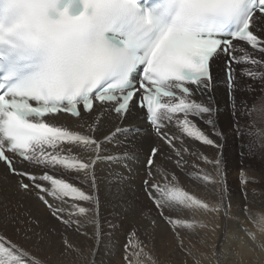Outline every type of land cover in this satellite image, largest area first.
Listing matches in <instances>:
<instances>
[{
    "label": "snow or ice",
    "instance_id": "6c2138e0",
    "mask_svg": "<svg viewBox=\"0 0 264 264\" xmlns=\"http://www.w3.org/2000/svg\"><path fill=\"white\" fill-rule=\"evenodd\" d=\"M221 55L229 58L223 69L234 131L253 140L264 137V130L253 131L250 125L243 132L239 126V119L252 112L264 118V98L250 106L235 96H251L256 91L252 82L264 84V0H0V163L19 177L21 192L34 193L65 230L79 232L86 223L95 225V166L102 159H120L101 156L103 147L119 133L138 135L141 130L116 126L103 140L92 133L99 131L106 114L123 122L139 110L158 140L146 160L145 195L179 239L180 230L204 225L174 219L166 211L177 216L228 213L219 158L198 157L213 171L194 165L197 171L191 175L212 192L219 190L220 203L184 191L168 166L187 165L185 137L220 147L194 118H204L222 137L213 119V98H196L197 92L211 91L210 62ZM241 78L248 83L241 85ZM60 116L76 118L84 132L56 123ZM246 146L251 150V143ZM25 164L43 171L18 167ZM70 173L87 190L63 178ZM245 215L264 234V211L252 215L245 210ZM33 224L39 222L14 217L11 226L17 235L39 242ZM242 231L256 240L251 230ZM64 244L66 252L83 256L67 240ZM147 248L135 231L130 233L126 264H155ZM0 264L42 261L0 232Z\"/></svg>",
    "mask_w": 264,
    "mask_h": 264
},
{
    "label": "bare ground",
    "instance_id": "6f19581e",
    "mask_svg": "<svg viewBox=\"0 0 264 264\" xmlns=\"http://www.w3.org/2000/svg\"><path fill=\"white\" fill-rule=\"evenodd\" d=\"M225 58L221 55L215 59L211 91L196 93V98L205 102L209 96L213 98V105L217 109L213 119L216 131L222 132V137L215 135L204 118H194L211 138L217 140L220 147H212L185 137V146L189 149L184 153L187 165L180 169L169 162L168 166L177 176V186L184 191L205 202L220 203L219 190L212 192L211 186L205 188L191 175L197 171L194 165H199L206 172L213 171L211 165H206L198 157L219 158L224 174L223 202L228 206L227 215L223 210L218 214L198 212L195 215L189 213L180 216L166 211L165 215H172L174 219L195 220L198 225H204L195 229H182L179 239L177 238L145 195L143 182L147 178L146 160L150 149L157 145L158 140L141 111L137 110L123 122L116 119L114 114H106L99 131L92 133L94 137L103 140V136L114 131L116 126L141 130L138 135L119 133L112 143L103 147L101 156H119L120 159H102L95 166V196L98 200L95 206V225L86 223L79 232L74 227L65 230L63 225L49 215L34 193L19 190V177L10 174L0 163V232H6L14 241H18L42 264H126L125 245L133 231L140 241L148 245L146 251L153 256L155 264H195L193 257L200 264H264V234L255 229L245 215V210L252 215L264 211V137L250 142L252 147L249 150L246 145L250 143L242 140L243 136L248 135H237L232 129L229 105H233L224 83ZM241 80L242 85L248 83L247 78ZM252 83L256 91L251 96L236 92L237 101L243 98L250 106H255L264 98L260 92L263 85L259 81ZM88 119L86 116L85 120ZM56 123L68 126L72 131L84 132V129L76 126V119L68 116H60ZM250 125L253 131L264 130V118L252 112L249 118L239 119L241 131L246 132ZM124 153H127L126 159ZM73 154H76L75 148ZM18 167L36 174L43 171L27 164ZM74 175L75 173H70L63 178L87 190V185L73 179ZM242 180H247V183H242ZM14 217L18 220L31 218L38 221L39 224H33L32 227L41 234V240L38 242L33 237L28 241L23 233L17 235L11 226ZM242 229L254 232L256 240L252 241ZM65 240L79 249L83 256L75 250L66 252ZM181 240L183 248L180 247ZM189 251L191 256L188 255Z\"/></svg>",
    "mask_w": 264,
    "mask_h": 264
},
{
    "label": "rangeland",
    "instance_id": "374dc122",
    "mask_svg": "<svg viewBox=\"0 0 264 264\" xmlns=\"http://www.w3.org/2000/svg\"><path fill=\"white\" fill-rule=\"evenodd\" d=\"M242 80H241V85H242ZM255 82H257V81H255ZM263 86H261V88H260V92H262V94L264 95V91H261V89H264V84H262ZM230 96V95H229ZM229 108H230V112L232 113V106L230 107V105H229ZM232 129H233V125H232ZM234 130V129H233ZM245 138V139H244ZM242 140L243 141H245V142H248V143H250V142H254V140H253V138L252 137H249V136H243V138H242Z\"/></svg>",
    "mask_w": 264,
    "mask_h": 264
}]
</instances>
